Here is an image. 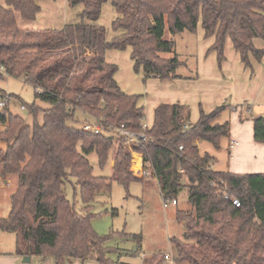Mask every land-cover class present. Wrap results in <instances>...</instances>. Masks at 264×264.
<instances>
[{
    "label": "trees",
    "instance_id": "obj_1",
    "mask_svg": "<svg viewBox=\"0 0 264 264\" xmlns=\"http://www.w3.org/2000/svg\"><path fill=\"white\" fill-rule=\"evenodd\" d=\"M106 1L68 0L82 6L80 21L54 29L18 24L17 14L23 21L35 19L37 0H0V75L23 77L49 105L30 106L32 124L11 113L6 101L0 108V179L14 182L0 229L14 233L20 256L52 257L55 264L75 258L119 264L108 255L119 252L106 245L112 234L93 228L91 207L98 194L111 193L113 182H142L150 172L164 200L186 196L188 207L174 215L181 234L169 237L175 264H264V172L216 170L214 156L200 153L195 142L220 148L229 123L216 120L226 105L200 108L189 122L187 105L159 103L152 125L143 129L140 95L121 89L117 65L105 59L108 49L130 48L133 68L145 79L180 78L181 61L165 54L173 50L175 35L195 33L200 24L204 37L214 38L207 53L214 52L218 63L230 40L243 65L251 66V57L264 54L254 44L264 39V0H111L117 13L112 29L121 33L109 41L95 23ZM82 120L102 125L104 132L82 131ZM252 121L253 140L264 144V115ZM120 125L144 132L146 139L130 150L115 130ZM132 152L142 158L141 178L130 168ZM95 164H109L111 173L95 175ZM67 185L78 191L79 208L66 196ZM141 264L168 263L157 252L144 255Z\"/></svg>",
    "mask_w": 264,
    "mask_h": 264
},
{
    "label": "rangeland",
    "instance_id": "obj_2",
    "mask_svg": "<svg viewBox=\"0 0 264 264\" xmlns=\"http://www.w3.org/2000/svg\"><path fill=\"white\" fill-rule=\"evenodd\" d=\"M37 3L40 11L35 19L23 21L19 14L16 15L20 26L60 29L65 24L80 21L81 5L70 6L68 0H37ZM116 16L111 0H107L95 22L104 27L107 41L121 33L112 29V21ZM200 31L199 24L195 33L185 30L175 35L173 50L165 54L168 57L176 55L181 61L176 71L183 76L176 79L155 77L145 79L141 71L136 72L133 68L130 48L106 50L105 59L118 67L114 77L121 89L128 94L140 95L139 103L144 108L143 124L147 127H150L153 119L152 110L148 106L151 99L157 94L160 95L159 89L179 84L189 93L186 99L190 100L194 94L200 96V100H190L193 101L191 103H194V106L186 102L190 110L199 112L201 108L209 112L224 103L226 108L222 111L220 118L229 123V133L235 134L246 122L252 127V119L264 113V54L260 59L251 57V66H244L232 46L226 45L225 60L218 63L216 56L213 55L212 64L209 65L211 55L207 56L208 53L205 51L201 56V46L205 45L207 39L199 35ZM254 44L256 48L264 49L263 38L254 39ZM0 96V99L6 101L8 110L21 116L27 124H32L34 120L30 112L32 104L40 109L49 106L45 101L35 97L34 87L24 81L23 77L0 75ZM41 119L42 112L39 111L37 120L41 121ZM225 140L221 142L223 152L226 151L227 146ZM4 146L5 143L0 141V148ZM139 161L140 159L132 154L130 168L133 172L138 171L136 166ZM236 161L237 158L233 159V163ZM260 167L257 164L250 165V169H263ZM93 173L109 175L111 167L107 164L100 169L95 164ZM148 173L144 181L133 182L127 186L113 182L111 193L98 194L91 207V211L96 214L92 220L93 228L100 235L112 234L106 245L116 248L119 252L112 251L108 255L114 260H119V264H141L144 255L173 252L169 237L181 234V227L175 221L174 215L177 209L188 207L185 193L182 192L178 196L177 204H172L168 200V206L164 207V199L158 184L152 176H148ZM135 175L141 178L144 174L138 172ZM13 189L14 182L11 179L7 182L0 179V217L7 216L9 212L10 194ZM65 193L79 208L81 203L78 191H74L71 185H67ZM15 250L14 233L0 229V264H10V260L20 256ZM23 257H19L21 264H37L39 260H42L33 258L28 262H22ZM43 259L45 264H55L52 257ZM68 264L98 263L91 259L83 261L75 258Z\"/></svg>",
    "mask_w": 264,
    "mask_h": 264
},
{
    "label": "crops",
    "instance_id": "obj_3",
    "mask_svg": "<svg viewBox=\"0 0 264 264\" xmlns=\"http://www.w3.org/2000/svg\"><path fill=\"white\" fill-rule=\"evenodd\" d=\"M199 35H202L204 37L202 28H201ZM206 39L207 40L205 41V45L201 46V56L203 55V53L205 51H207L209 46L214 41L213 37H207ZM226 45L232 46L231 42H228V40L226 42ZM232 49H233V47H232ZM208 55H211V56H209V62H208L209 65H211L213 55H215V53L209 52L207 54V56ZM204 63H205V61H204ZM155 78H158V77H155ZM185 90L182 89V85H180V84L177 86L173 85L172 87H170V86L166 87L165 86L163 89H159V92H161L160 95L157 94L155 97H153V99H151L150 105H148V103L146 101V104L149 106L150 110H152V116H153L154 108L159 103L179 102L181 104L186 105V102H187L191 106H194V103L193 104L191 103L193 101H190V100H194V101L200 100V96L198 94H194V96L190 100H188L186 98H188L189 93ZM198 115H199V112H197L194 109L193 110L189 109V122H195L198 118ZM261 115H264V113H262ZM216 121L219 123L224 122L223 119L220 117L217 118ZM151 122H153V119ZM151 125H152V123H150L149 126H151ZM229 131H230V127H229ZM226 137L221 139V142L223 139H226L225 141L227 143L226 151H224V152L221 148L222 147L221 142H220V148L215 149L212 145H210V143H208L206 141H198V140L195 141L197 146H198L200 153L207 152V153L211 154L212 156H214V161H213V168L214 169H216V170H228V171H231L234 173H241V172L242 173H255V172H263L264 171V144L255 142L253 140V123H252V127H251V124L246 122L239 131H237L235 134L229 133V135ZM232 138H234V139H232ZM230 141L235 142L234 146L232 148H229ZM133 154H134V156H136L137 158L140 159V161L138 162V164L136 166L137 167L136 169H138V171L136 173H138V172L143 173L142 158H141L140 154H138V153H133ZM235 158H237V161H236V163H233V159H235ZM253 164H255V165L257 164L258 166H261L260 168H263V169H250V165H253ZM110 165H112V163ZM150 174L151 173H148V176H152ZM152 178L156 181V179L154 177H152ZM19 257L20 256H16L12 260H10L9 263L10 264H21L19 261V259H20ZM30 257H31L30 260H32L33 258L42 259V260H39V262L37 264H45V262H44L45 259H43L39 256H35V257L30 256ZM72 260L73 259H70L66 263L67 264L71 263ZM86 260H88V259H85L83 261H86Z\"/></svg>",
    "mask_w": 264,
    "mask_h": 264
},
{
    "label": "built area",
    "instance_id": "obj_4",
    "mask_svg": "<svg viewBox=\"0 0 264 264\" xmlns=\"http://www.w3.org/2000/svg\"><path fill=\"white\" fill-rule=\"evenodd\" d=\"M5 100L1 99L0 100V105H4ZM142 128L145 129L147 128L146 125H142ZM80 129L82 131L85 132H94V133H102L104 132V128L102 125L98 124V123H94V122H90L87 120H82L80 122ZM116 132L122 137L123 139V145L128 147L130 150L132 148L133 144H137L142 140L146 139V135L144 132H131L126 130L123 125L118 126L117 128H115ZM234 141H230L229 143V148H232L234 146ZM180 149L182 148V146L179 147ZM134 152H132L133 154ZM134 174H136V172H133ZM170 202L172 204H176V200L172 199L170 200ZM231 203L234 206H239L240 202L237 198L233 197L231 198ZM164 207L168 206V200H164L163 203ZM163 259L168 263V264H175L174 263V259H173V255L172 252H164L163 253Z\"/></svg>",
    "mask_w": 264,
    "mask_h": 264
},
{
    "label": "water",
    "instance_id": "obj_5",
    "mask_svg": "<svg viewBox=\"0 0 264 264\" xmlns=\"http://www.w3.org/2000/svg\"><path fill=\"white\" fill-rule=\"evenodd\" d=\"M30 258L31 257L29 255H26V256L23 257L22 261L23 262H28V261H30Z\"/></svg>",
    "mask_w": 264,
    "mask_h": 264
}]
</instances>
